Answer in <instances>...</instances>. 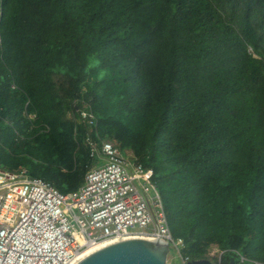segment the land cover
<instances>
[{
  "label": "trees",
  "instance_id": "trees-1",
  "mask_svg": "<svg viewBox=\"0 0 264 264\" xmlns=\"http://www.w3.org/2000/svg\"><path fill=\"white\" fill-rule=\"evenodd\" d=\"M96 133L154 169L191 260L264 262V0H0V167L76 191Z\"/></svg>",
  "mask_w": 264,
  "mask_h": 264
},
{
  "label": "built area",
  "instance_id": "built-area-1",
  "mask_svg": "<svg viewBox=\"0 0 264 264\" xmlns=\"http://www.w3.org/2000/svg\"><path fill=\"white\" fill-rule=\"evenodd\" d=\"M79 113L71 115L76 122L96 125L91 109ZM86 144L96 163L73 192H62L25 167H0V264H71L91 247L133 237L168 244L188 264L185 242L169 225L154 169L98 133L88 135ZM235 253L240 264H264Z\"/></svg>",
  "mask_w": 264,
  "mask_h": 264
},
{
  "label": "water",
  "instance_id": "water-1",
  "mask_svg": "<svg viewBox=\"0 0 264 264\" xmlns=\"http://www.w3.org/2000/svg\"><path fill=\"white\" fill-rule=\"evenodd\" d=\"M168 244L143 237L116 241L91 253L77 264H168ZM236 258H231L235 264ZM188 264H215L211 259L190 260Z\"/></svg>",
  "mask_w": 264,
  "mask_h": 264
},
{
  "label": "rangeland",
  "instance_id": "rangeland-1",
  "mask_svg": "<svg viewBox=\"0 0 264 264\" xmlns=\"http://www.w3.org/2000/svg\"><path fill=\"white\" fill-rule=\"evenodd\" d=\"M74 106H76L75 103H72V109ZM70 108H71V105L69 103V104H67V109L70 110ZM34 117H35L34 115L30 116V118H32V119ZM224 253H225V251L220 249L217 245H212L208 249L207 258L211 259L214 263L217 264V263H219L220 259H222V256L224 255ZM168 264H182L181 260L174 253L172 246H171L169 254H168Z\"/></svg>",
  "mask_w": 264,
  "mask_h": 264
},
{
  "label": "bare ground",
  "instance_id": "bare-ground-1",
  "mask_svg": "<svg viewBox=\"0 0 264 264\" xmlns=\"http://www.w3.org/2000/svg\"><path fill=\"white\" fill-rule=\"evenodd\" d=\"M114 241L112 242H107V243H104V244H101V245H98V246H95V247H91L85 251H83L82 253H80L77 258L75 259V261H73L71 264H77L79 261L83 260L85 257H87L88 255H90L91 253L97 251L98 249L106 246V245H109L111 243H113Z\"/></svg>",
  "mask_w": 264,
  "mask_h": 264
}]
</instances>
